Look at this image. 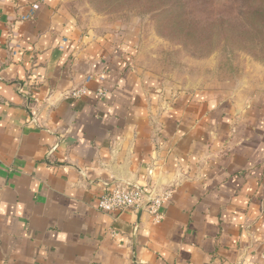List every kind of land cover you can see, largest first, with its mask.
Masks as SVG:
<instances>
[{
    "label": "crops",
    "instance_id": "1",
    "mask_svg": "<svg viewBox=\"0 0 264 264\" xmlns=\"http://www.w3.org/2000/svg\"><path fill=\"white\" fill-rule=\"evenodd\" d=\"M119 46L0 0V264H264V83L167 92ZM114 184L172 197L98 211Z\"/></svg>",
    "mask_w": 264,
    "mask_h": 264
},
{
    "label": "rangeland",
    "instance_id": "2",
    "mask_svg": "<svg viewBox=\"0 0 264 264\" xmlns=\"http://www.w3.org/2000/svg\"><path fill=\"white\" fill-rule=\"evenodd\" d=\"M167 4L173 6L163 13ZM53 0L81 30L120 41L133 69L167 92L250 93L264 83L263 0ZM125 51V52H123ZM152 80V81H150ZM156 84V85H155Z\"/></svg>",
    "mask_w": 264,
    "mask_h": 264
},
{
    "label": "built area",
    "instance_id": "3",
    "mask_svg": "<svg viewBox=\"0 0 264 264\" xmlns=\"http://www.w3.org/2000/svg\"><path fill=\"white\" fill-rule=\"evenodd\" d=\"M38 5H32V11H36ZM32 15L25 16L22 20H30ZM90 81V77L86 79V83L69 93V98L79 100L87 95L89 90L86 84ZM99 101L106 99L108 92L106 90H98L95 93ZM172 197L171 188H151L144 191L134 185L114 184L107 188L100 196L97 203V210L100 212H122L126 210L145 211L154 222L161 219V210L165 203Z\"/></svg>",
    "mask_w": 264,
    "mask_h": 264
},
{
    "label": "trees",
    "instance_id": "4",
    "mask_svg": "<svg viewBox=\"0 0 264 264\" xmlns=\"http://www.w3.org/2000/svg\"><path fill=\"white\" fill-rule=\"evenodd\" d=\"M241 2L245 3L244 5H250L248 4L251 0H240ZM264 1V0H263ZM173 10V6L170 4H167L166 9H164L163 13H169ZM243 15H250L253 18H258L259 20L264 21V10L257 7H249L248 9H245Z\"/></svg>",
    "mask_w": 264,
    "mask_h": 264
}]
</instances>
